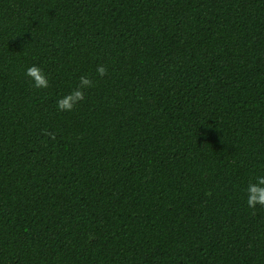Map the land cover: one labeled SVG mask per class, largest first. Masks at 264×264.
Instances as JSON below:
<instances>
[{"label": "trees", "instance_id": "trees-1", "mask_svg": "<svg viewBox=\"0 0 264 264\" xmlns=\"http://www.w3.org/2000/svg\"><path fill=\"white\" fill-rule=\"evenodd\" d=\"M258 175L264 0H0V264H264Z\"/></svg>", "mask_w": 264, "mask_h": 264}, {"label": "clouds", "instance_id": "clouds-1", "mask_svg": "<svg viewBox=\"0 0 264 264\" xmlns=\"http://www.w3.org/2000/svg\"><path fill=\"white\" fill-rule=\"evenodd\" d=\"M98 77L103 78L108 74V69L104 65H98L96 68ZM25 75L32 81V86L36 89H47L49 87V77L41 67L32 65L27 68ZM95 82L88 75H81L77 86L68 94L62 96L57 101L59 111L71 112L85 99V93L94 88ZM44 135L55 139V134L45 132ZM246 204L249 209L255 211L257 208H264V175H258L250 180L245 189Z\"/></svg>", "mask_w": 264, "mask_h": 264}]
</instances>
